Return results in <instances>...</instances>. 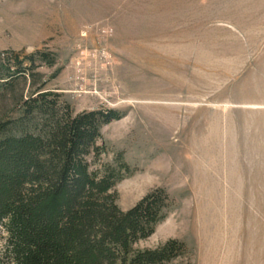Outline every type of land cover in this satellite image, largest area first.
<instances>
[{
	"label": "rangeland",
	"instance_id": "rangeland-1",
	"mask_svg": "<svg viewBox=\"0 0 264 264\" xmlns=\"http://www.w3.org/2000/svg\"><path fill=\"white\" fill-rule=\"evenodd\" d=\"M37 52L54 64L36 55L34 78L5 87ZM42 83L61 112L124 113L87 163L128 167L110 192L123 212L168 197L136 250L174 240L170 264H264V0H0V123Z\"/></svg>",
	"mask_w": 264,
	"mask_h": 264
},
{
	"label": "trees",
	"instance_id": "trees-1",
	"mask_svg": "<svg viewBox=\"0 0 264 264\" xmlns=\"http://www.w3.org/2000/svg\"><path fill=\"white\" fill-rule=\"evenodd\" d=\"M47 66L44 53L17 63L16 77L34 78V58ZM35 83V82H33ZM39 84L21 102L17 116L0 123V228L11 264H170L185 254L170 240L152 250L134 246L149 238L170 209L168 197L155 190L123 212L111 192L129 173L117 161L89 171L87 156L98 155L100 129L124 113L95 110L72 116L61 112L56 96ZM53 99V100H50Z\"/></svg>",
	"mask_w": 264,
	"mask_h": 264
}]
</instances>
